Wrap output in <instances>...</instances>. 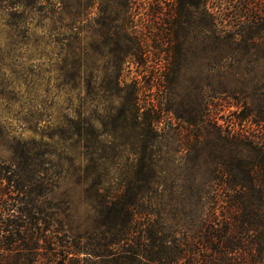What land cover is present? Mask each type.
<instances>
[{"label": "rangeland", "instance_id": "1", "mask_svg": "<svg viewBox=\"0 0 264 264\" xmlns=\"http://www.w3.org/2000/svg\"><path fill=\"white\" fill-rule=\"evenodd\" d=\"M77 1L2 2L0 161L31 149L42 174L30 187L71 239L103 243L121 229L125 248L145 249L154 234L195 249L185 264H205L213 212L219 227L238 194L264 212V41L237 34L255 11L241 12L242 0L182 14L176 0H131L124 17L120 0H81L72 31ZM84 122L91 141L106 135L96 150L73 136ZM109 249L100 264H134Z\"/></svg>", "mask_w": 264, "mask_h": 264}, {"label": "trees", "instance_id": "2", "mask_svg": "<svg viewBox=\"0 0 264 264\" xmlns=\"http://www.w3.org/2000/svg\"><path fill=\"white\" fill-rule=\"evenodd\" d=\"M3 1L5 0H0V10L5 8L4 5L2 6ZM98 1L103 2V0ZM176 1L182 14L200 6L205 8L210 0ZM77 2L78 14L72 31L77 30L76 25L81 21L83 12V2L81 0ZM120 3L117 12L129 17L132 1L120 0ZM241 3V12L248 14L255 11V16L245 15L244 20L239 17L237 26L240 31L237 34L254 43L264 41V15H262L264 2L242 0ZM93 6L94 2L91 7ZM100 9L103 15V9ZM85 10L84 8L83 16L87 14ZM210 22L218 27L222 21L211 16ZM128 28L126 25L120 29L122 31ZM181 45L180 41L175 42L177 48ZM129 54L134 53L130 51ZM87 60L81 53L76 56L74 68L80 76L82 68H87ZM84 124L85 122L74 127L73 136H76L80 142L86 143L89 150L92 148L96 150L95 143L101 144L106 135L98 131L91 141L92 128L85 127ZM30 150L25 146L15 150L11 165L0 161V264H100L110 258L112 251L109 248L113 246L122 252L120 258L130 259L134 264L145 262L185 264L188 254L194 252L195 249H191L187 254L180 245V247L168 246L161 238L156 239L154 234H152L153 243L151 245L145 243L147 246L145 249L140 248L141 243L125 248V241H130V235L129 232L121 233V229L115 232L111 241L103 243L71 239L63 221L57 219L58 213L50 211L44 202L39 203L34 189L30 187L34 182H38L37 179L42 174L38 163L34 162L30 155ZM251 200L253 201L244 194L232 197L233 204L222 211V224L219 227L216 224L218 212H213L205 228L203 244L200 243L204 245V249H200L202 252L211 250V256H203L202 260L205 264H217L216 260L220 258L224 264H264V212L253 209ZM116 210L122 213L123 208L116 207ZM123 212L129 214L127 211Z\"/></svg>", "mask_w": 264, "mask_h": 264}]
</instances>
